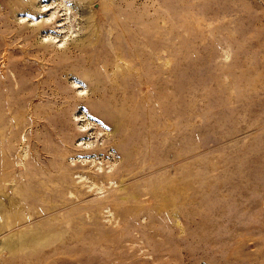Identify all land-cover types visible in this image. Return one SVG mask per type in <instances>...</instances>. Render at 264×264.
<instances>
[{"label": "rangeland", "instance_id": "rangeland-1", "mask_svg": "<svg viewBox=\"0 0 264 264\" xmlns=\"http://www.w3.org/2000/svg\"><path fill=\"white\" fill-rule=\"evenodd\" d=\"M0 264H264V0H0Z\"/></svg>", "mask_w": 264, "mask_h": 264}]
</instances>
